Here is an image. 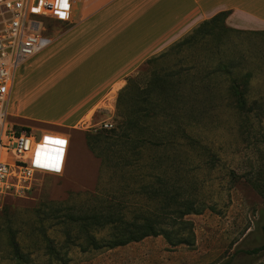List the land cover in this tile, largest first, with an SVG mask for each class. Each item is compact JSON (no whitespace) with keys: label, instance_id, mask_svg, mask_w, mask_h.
Returning <instances> with one entry per match:
<instances>
[{"label":"rangeland","instance_id":"obj_1","mask_svg":"<svg viewBox=\"0 0 264 264\" xmlns=\"http://www.w3.org/2000/svg\"><path fill=\"white\" fill-rule=\"evenodd\" d=\"M44 24L46 35L62 33V23ZM173 53L132 77L139 74L143 81L161 66L175 72L192 68V82L211 92L193 98L195 112L208 105L185 131L198 144L188 145L178 134L168 133L165 136L176 143L150 148L149 155L161 159V169L156 163L149 167L135 162L143 158L137 153L123 171L113 163L103 167L85 141L86 133L99 126L70 131L11 119L29 127L49 147L62 146L65 166L60 176L39 177L25 199L0 198V264H264V34L220 31L217 38L212 34L197 39ZM245 74L248 80L242 78ZM232 82L245 86L247 107L253 109L249 115L232 111L233 98L224 92ZM15 91L14 84L11 109ZM165 115L164 133L181 126V121L169 122L171 113ZM108 124L114 129L116 117ZM150 182L158 187L175 183L182 198L200 205V215L186 218L194 233L192 246L173 248L162 237H150L113 250H95L79 227L68 222V213L76 215L92 205L93 195L122 201L115 211L127 219L137 217L138 208L148 202L142 188Z\"/></svg>","mask_w":264,"mask_h":264},{"label":"crops","instance_id":"obj_2","mask_svg":"<svg viewBox=\"0 0 264 264\" xmlns=\"http://www.w3.org/2000/svg\"><path fill=\"white\" fill-rule=\"evenodd\" d=\"M221 13L229 30L264 33V0H71L62 33L16 72L11 113L70 131L100 127L145 62Z\"/></svg>","mask_w":264,"mask_h":264},{"label":"trees","instance_id":"obj_3","mask_svg":"<svg viewBox=\"0 0 264 264\" xmlns=\"http://www.w3.org/2000/svg\"><path fill=\"white\" fill-rule=\"evenodd\" d=\"M227 16L228 13L218 14L191 35L173 45L166 53L151 58L143 66L155 64L160 59L163 61L178 48L189 46L197 39L202 40L212 34L217 38L220 36V31L229 35H246L225 28L224 21ZM218 68L220 71L223 69L220 66ZM191 71L192 68L179 69L175 72L173 69L161 66L160 70L150 71L143 81L137 78L139 74L127 80L116 102L117 126L111 130L97 129L85 135L88 150L100 160L103 167H109L113 163L114 169L123 171L130 166V157H134L137 153L143 158L140 157L141 160L137 159L135 162L149 163L150 165L147 164L149 167L156 163L161 169V159H155V156H150L149 152L150 148L155 150L176 143L173 138L166 137L168 133L172 136L178 134L188 145L198 144L185 131L192 127L191 121L195 120V115L203 116L202 114L207 111L208 105H204L201 111L195 112L198 107L193 98L199 97L202 92H207L209 95L211 89L192 82ZM224 72L228 74L225 69ZM242 78L248 80L250 75L245 74ZM234 82L224 91L233 98L232 111L249 115L253 109L247 107L246 88ZM257 110L262 111V107H258ZM174 111L181 116L173 115ZM165 113H171L173 117L169 122L181 121L183 124L181 123V126L173 131L168 130L164 133L163 128L167 118ZM142 190L148 202L144 209L138 208L137 217L127 219L120 210L115 211L116 208L123 206L122 201L93 195V204L83 206L76 215L68 213V222L79 227L80 233L84 234L95 250H113L150 237H162L173 248L192 246L194 233L192 224L186 218L200 215L202 213L200 205L190 198H182L175 183L158 187L150 182L144 185ZM99 233L103 235L97 239L95 235ZM261 250L264 251V244Z\"/></svg>","mask_w":264,"mask_h":264},{"label":"built area","instance_id":"obj_4","mask_svg":"<svg viewBox=\"0 0 264 264\" xmlns=\"http://www.w3.org/2000/svg\"><path fill=\"white\" fill-rule=\"evenodd\" d=\"M70 3L65 8L59 0H0V198L25 199L39 177L63 173L62 146L49 147L29 127L12 123L10 103L20 66L53 43L44 23H69ZM99 129L112 126L104 123Z\"/></svg>","mask_w":264,"mask_h":264},{"label":"snow or ice","instance_id":"obj_5","mask_svg":"<svg viewBox=\"0 0 264 264\" xmlns=\"http://www.w3.org/2000/svg\"><path fill=\"white\" fill-rule=\"evenodd\" d=\"M59 4H60L61 7H65L66 8L67 7V0H59ZM60 15H63V13H60ZM58 143H64V142L63 141H58Z\"/></svg>","mask_w":264,"mask_h":264}]
</instances>
